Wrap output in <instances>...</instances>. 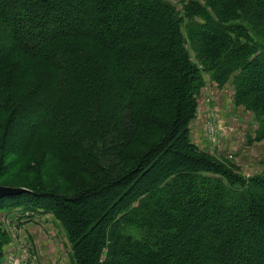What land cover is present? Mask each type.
<instances>
[{
  "label": "trees",
  "instance_id": "16d2710c",
  "mask_svg": "<svg viewBox=\"0 0 264 264\" xmlns=\"http://www.w3.org/2000/svg\"><path fill=\"white\" fill-rule=\"evenodd\" d=\"M59 1L0 0V111L43 105L22 146L8 140L10 116L0 121V149L52 154L74 180L65 192H75L8 198L30 196L35 206L47 199L72 264H184L187 252V264H231L228 235L238 228L258 240L247 244L246 262L264 264V172L236 174L189 136L208 73L219 85L234 79L235 97L257 119L253 139L264 140V0H179L180 8L170 0H65L62 9ZM165 62L171 75L153 71ZM90 199L109 208L91 219V235H79L84 219L71 215L86 222ZM203 233V248L191 252Z\"/></svg>",
  "mask_w": 264,
  "mask_h": 264
},
{
  "label": "rangeland",
  "instance_id": "374dc122",
  "mask_svg": "<svg viewBox=\"0 0 264 264\" xmlns=\"http://www.w3.org/2000/svg\"><path fill=\"white\" fill-rule=\"evenodd\" d=\"M170 1L180 8L181 4L176 2L179 0ZM58 6L62 9L66 6V1H59ZM87 22L83 21V24H80L81 28ZM2 27L0 26V35L6 33L2 32L5 31ZM187 44V48L190 47L189 43ZM214 44L220 46L215 42ZM5 49H7V44L1 41L0 37V57ZM188 50L191 57H193L192 50ZM158 63L161 64V62ZM168 68L169 66L165 62L164 65L154 67L153 71L171 75L172 73ZM29 77L27 80H29ZM170 80L175 81L173 75L170 76ZM203 82L204 87L197 98L196 114L189 125L190 142L199 150L209 154L208 156L213 159L212 161L219 162L222 166L245 178L264 172V140L251 141L247 138L248 136L241 134L242 129L249 130L251 133L254 132L257 130L258 124L254 111L246 109L243 102L238 101L235 97L234 79H227V82L219 85L210 74L205 73L203 74ZM145 83L147 82L145 81ZM139 89L141 90V87ZM257 95L263 96L264 94L261 92ZM83 97L90 102L88 105H92L91 101L94 94L91 89L85 90ZM43 99L42 94H37L34 100ZM42 107L43 105L40 104L38 108L26 111V114L21 112L15 116L8 115L6 110V112L0 111V121H7L8 116H10L9 119L13 120L10 123L11 125L9 124V134H5H8V140L17 141V144L19 143L22 146L28 137L33 120L36 119L33 117L41 114ZM28 108L32 107L29 106ZM36 121L39 122V120ZM234 127L240 130L232 131L230 128ZM2 134L3 131L0 129V135ZM1 150L0 187L20 188L29 191L31 195H50L51 193L59 197L63 196L64 199L69 198L75 192L71 190L65 192L64 187L74 180H71L70 174L66 173L67 165L56 160L52 154L41 160L43 155H40V153L42 151L32 145L29 148L27 147L25 151L19 147L17 150L11 148V151H5L3 156ZM18 152L25 155L19 161L14 162L12 158H15L14 155H19ZM41 161L43 164H41ZM12 163L13 165H11ZM122 190L119 192L122 193ZM119 195L121 194L119 193ZM8 197L0 198V264H72L70 245L62 225L52 214L44 210L46 207L43 204H48L47 199L41 202L35 201L34 204L39 205L35 206L32 205L33 201L30 200V196L21 199H10ZM91 202L93 205L90 204ZM98 202V199H90V201L84 202L83 208L88 216L86 222L84 216L76 214V211L71 215L74 216L75 220L84 219L83 223L77 225L76 230L79 235H91L96 226L94 224L90 228L93 223L91 219L97 217V213L102 212L103 209L109 208L107 203L101 205ZM52 208L57 209V206ZM70 210L72 212L73 208H70ZM88 229L89 231H87ZM243 234L242 230L238 228L233 229L232 234L228 235L227 250L232 257L229 259L231 264H248L245 260V253L250 252L251 249L247 244L256 247L258 243V240L252 238L251 235L246 232H243ZM205 237L206 233H203L200 238H197L191 252L203 248ZM247 248L249 249L247 250ZM190 255V252L186 253L182 260L184 264L191 261Z\"/></svg>",
  "mask_w": 264,
  "mask_h": 264
},
{
  "label": "water",
  "instance_id": "95a60500",
  "mask_svg": "<svg viewBox=\"0 0 264 264\" xmlns=\"http://www.w3.org/2000/svg\"><path fill=\"white\" fill-rule=\"evenodd\" d=\"M23 192H26V190L20 189V188H5L0 187V198L6 197V196H14L17 194H21Z\"/></svg>",
  "mask_w": 264,
  "mask_h": 264
},
{
  "label": "crops",
  "instance_id": "0c3cea01",
  "mask_svg": "<svg viewBox=\"0 0 264 264\" xmlns=\"http://www.w3.org/2000/svg\"><path fill=\"white\" fill-rule=\"evenodd\" d=\"M230 129H232V131H234V130H237V131H239L240 129L239 128H237V127H234V128H230ZM241 134H245V136H248L247 138H249V139H251V141H254V132L252 131V133H251V131H249V130H245V129H242L241 130Z\"/></svg>",
  "mask_w": 264,
  "mask_h": 264
}]
</instances>
